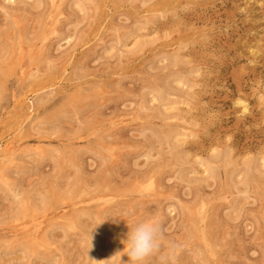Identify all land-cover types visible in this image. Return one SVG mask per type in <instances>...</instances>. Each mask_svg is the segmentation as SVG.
I'll return each mask as SVG.
<instances>
[{
    "label": "rangeland",
    "instance_id": "rangeland-1",
    "mask_svg": "<svg viewBox=\"0 0 264 264\" xmlns=\"http://www.w3.org/2000/svg\"><path fill=\"white\" fill-rule=\"evenodd\" d=\"M55 2L0 0V154L25 134L0 180V264H129L127 224L149 217L170 264H264V0Z\"/></svg>",
    "mask_w": 264,
    "mask_h": 264
},
{
    "label": "bare ground",
    "instance_id": "bare-ground-1",
    "mask_svg": "<svg viewBox=\"0 0 264 264\" xmlns=\"http://www.w3.org/2000/svg\"><path fill=\"white\" fill-rule=\"evenodd\" d=\"M56 2H55V0H53V4H55ZM58 8L60 9V6H58ZM56 12V11H55ZM58 12H59V10H58ZM60 13H62L61 12V9H60ZM59 15H56V17H58ZM54 17V19H55V16H53ZM57 19V18H56ZM55 21V20H54ZM56 22V21H55ZM43 31H45V30H43ZM27 32V31H26ZM26 32L24 33V34H22L21 36H19L20 38H19V40H18V43L16 44V45H14L13 46V48H12V53L17 57V59H20V58H22V57H24V56H27V54L29 53V51H30V56H33V55H35V53H33V50L29 47V46H33V45H35V44H33L34 42H35V40L37 39V38H39V37H41L40 35H42L43 34V32L41 33L40 32V34H36V36H34V35H32V36H34V37H32V38H29L27 35H26ZM47 32V31H46ZM46 32H44V33H46ZM51 32H53L51 29H50V31H48L46 34H44L43 36H42V38H40V40H41V46L39 47L40 49H39V51H38V54H40V58H41V55H43L45 52H47L46 50H47V48H48V46H49V42L50 41H48L49 39H50V34H51ZM35 34V33H34ZM39 40V39H38ZM17 42V41H16ZM33 44V45H32ZM37 45V44H36ZM29 47V48H28ZM34 47V46H33ZM30 49V50H29ZM37 54V55H38ZM45 56H46V54H45ZM38 57V56H37ZM37 58V59H40V58ZM12 58V57H11ZM36 59V58H35ZM43 59V58H42ZM13 60V59H12ZM11 60V61H12ZM34 60V59H33ZM12 62H14V61H12ZM38 63H40V61L38 62ZM38 63H37V65H36V67L38 66ZM14 65L12 64L11 65V67H13ZM34 67H35V65H34ZM8 68V67H7ZM38 68V67H37ZM36 68V69H37ZM29 69V68H28ZM36 69H35V71H36ZM37 71H39L38 69H37ZM37 71H36V73H37ZM32 72V71H31ZM31 72H29V73H31ZM40 72V71H39ZM4 73H5V71H4V69H2L1 70V76H3L4 75ZM35 72L32 74V75H34V74H36ZM28 74V73H27ZM31 74H29L30 76H31ZM37 76V75H36ZM237 103L240 105V106H242V111L243 112H245L246 110H247V107H246V104L243 102V101H241V100H239L238 99V101H237ZM23 131V130H22ZM22 131L19 133V134H17L16 136H15V138L14 139H12V140H9L6 144H5V146L2 148V153L0 154V163H1V166H0V180L1 181H3V182H6V183H8L9 184V177H8V175H7V169H8V165L7 164H10V163H12V162H14L15 160H16V158H17V153H16V151H15V147L16 146H19L20 145V143L22 142V140H23V138L25 137V134L24 133H22ZM19 152V151H18ZM19 154V153H18ZM21 155V154H20ZM19 156V155H18ZM154 183V182H153ZM153 183H151V185L153 186L154 184ZM149 185H150V183H149ZM152 188V187H151ZM153 188H155V187H153ZM156 189H157V187H156ZM68 195H62V196H58L56 199H65V197H67ZM70 198H72V197H70ZM53 199V198H52ZM51 199V200H52ZM49 201L48 203H45L43 206V208H45L46 209V207H48L49 205H51L52 204V202L54 201ZM74 202H76V201H74ZM78 204V203H77ZM73 206H74V204H73ZM42 208V209H43ZM39 207H34V206H32V205H30L28 202H27V199H23L21 202H20V210H19V218L21 219L20 221H22V223H23V227H24V230L25 229H29L30 227H32L33 228V226H36V228H37V230L41 233V235L39 236L38 235V237L35 239V237H34V239L33 238H30L29 239V241L30 242H32V246H38V245H40V246H45L46 248L51 244V242H50V240L48 239V237H47V233H48V228H49V226L47 225H45L44 223H45V218H41V216L42 215H40L41 213H39ZM41 210V209H40ZM69 212V211H68ZM64 214V216L65 217H67V215L65 214V212L63 213L62 212V215ZM77 214V213H76ZM58 216H60V215H58ZM75 216V215H74ZM74 216H72V217H67L66 219H65V221H64V223L65 224H67L68 226H72V227H75L76 225H77V220H76V218L78 217L77 215H76V217H74ZM55 217V216H54ZM63 217V216H62ZM51 218V217H50ZM64 218V217H63ZM62 218V219H63ZM54 220L56 219V218H53ZM59 219V218H58ZM61 219V220H62ZM60 220V219H59ZM64 220V219H63ZM51 222L53 221V220H50ZM48 222V221H47ZM63 223V222H62ZM51 226V225H50ZM35 228V229H36ZM26 231V230H25ZM24 231V232H25ZM30 231V230H29ZM32 231H33V229H32ZM22 233H23V231H21ZM27 233H28V231H26ZM25 232V233H26ZM27 238V237H26ZM25 245V244H24ZM95 260L98 262V264H106V262L105 261H103L102 260V258L100 257V256H98V255H96V258H95Z\"/></svg>",
    "mask_w": 264,
    "mask_h": 264
},
{
    "label": "clouds",
    "instance_id": "clouds-1",
    "mask_svg": "<svg viewBox=\"0 0 264 264\" xmlns=\"http://www.w3.org/2000/svg\"><path fill=\"white\" fill-rule=\"evenodd\" d=\"M127 226L128 230L122 242L129 264H144L146 258L158 253L160 264H170L173 250L169 248L161 252L162 234L157 219L149 217Z\"/></svg>",
    "mask_w": 264,
    "mask_h": 264
}]
</instances>
